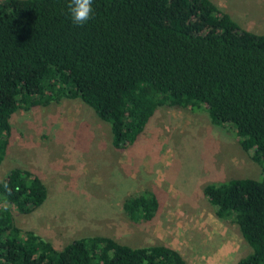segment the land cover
I'll use <instances>...</instances> for the list:
<instances>
[{"label": "trees", "instance_id": "16d2710c", "mask_svg": "<svg viewBox=\"0 0 264 264\" xmlns=\"http://www.w3.org/2000/svg\"><path fill=\"white\" fill-rule=\"evenodd\" d=\"M70 2L0 0V164L14 114L79 99L110 125L117 150L135 144L160 108L203 109L264 164V35L212 0H92L82 26ZM204 194L252 248L237 264H264V178L211 184ZM47 197L28 170L0 182V264H187L168 246L132 248L104 236L59 251L13 215L33 213ZM124 206L130 220L147 223L160 204L143 193Z\"/></svg>", "mask_w": 264, "mask_h": 264}, {"label": "rangeland", "instance_id": "374dc122", "mask_svg": "<svg viewBox=\"0 0 264 264\" xmlns=\"http://www.w3.org/2000/svg\"><path fill=\"white\" fill-rule=\"evenodd\" d=\"M244 30L264 35V0H212ZM0 182L14 169L46 185L45 203L31 214L13 210L16 225L61 251L75 240L104 236L132 247L168 246L187 264H237L252 253L238 227L216 216L206 186L264 178L230 129L205 110L160 108L138 141L112 144L110 125L82 100H63L11 119ZM139 163V164H138ZM153 193L156 217L138 223L125 200Z\"/></svg>", "mask_w": 264, "mask_h": 264}, {"label": "clouds", "instance_id": "9594fccd", "mask_svg": "<svg viewBox=\"0 0 264 264\" xmlns=\"http://www.w3.org/2000/svg\"><path fill=\"white\" fill-rule=\"evenodd\" d=\"M69 12L73 23L82 26L90 19L92 13V0H71Z\"/></svg>", "mask_w": 264, "mask_h": 264}, {"label": "crops", "instance_id": "0c3cea01", "mask_svg": "<svg viewBox=\"0 0 264 264\" xmlns=\"http://www.w3.org/2000/svg\"><path fill=\"white\" fill-rule=\"evenodd\" d=\"M139 164V163H138Z\"/></svg>", "mask_w": 264, "mask_h": 264}]
</instances>
